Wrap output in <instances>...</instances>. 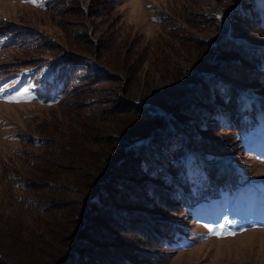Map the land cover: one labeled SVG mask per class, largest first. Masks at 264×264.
Masks as SVG:
<instances>
[{"label":"trees","instance_id":"trees-1","mask_svg":"<svg viewBox=\"0 0 264 264\" xmlns=\"http://www.w3.org/2000/svg\"><path fill=\"white\" fill-rule=\"evenodd\" d=\"M259 3L231 5L229 35L214 42L198 41L172 9L160 10L158 34L143 43L130 32L124 38L113 0L45 1V12L67 21L59 25L65 44L26 29L19 44L28 43L33 64L44 67L40 97L60 112L55 125L43 121L20 134L21 147L0 160V264H168L179 215L237 186L225 163L209 161L192 181L189 152L227 156L236 135L264 128V104L251 88L264 94V51L252 45L264 36ZM216 19L200 22L209 27ZM218 24L227 31L225 21ZM185 47L200 51L198 87L160 108L130 95L126 85L146 61L161 59L166 74L178 71ZM168 110L192 121L197 135L166 126Z\"/></svg>","mask_w":264,"mask_h":264},{"label":"rangeland","instance_id":"rangeland-1","mask_svg":"<svg viewBox=\"0 0 264 264\" xmlns=\"http://www.w3.org/2000/svg\"><path fill=\"white\" fill-rule=\"evenodd\" d=\"M45 1L35 0L34 6L29 0H0V34L4 35L0 39V160L8 159L21 147L20 134L28 130L32 132L40 122L55 125L57 121L58 107L44 103L40 97L44 67L33 64L36 57L28 54V43L19 44L24 29L46 33L50 40L65 44L59 25L67 21L61 19L60 22L51 17L53 14L45 12ZM113 1L116 4L115 14L121 19L124 38L129 37L130 32V36H142L143 43H146L154 39L160 30L158 11L169 12L175 0ZM242 1L205 0L193 3L184 0L183 5L180 2V7L175 6L169 13L181 18L192 30L190 35L198 41H224L229 35V16L233 12L230 6L239 9ZM258 5L264 11V3ZM64 16L73 21L74 17ZM211 16L225 21L228 31L219 29L220 21L210 22L209 27L205 23L206 27H203L200 19ZM193 21L201 26L195 27ZM252 45L264 51V36L252 41ZM186 49L178 71L171 69L166 74L161 59L153 65L146 61L137 79L126 85L130 95L148 106L160 108L167 103V98L176 101L184 91L198 87L203 64L200 51L188 49V52ZM218 53L213 56L215 65L219 64ZM167 64L165 62L166 70L169 68ZM207 75L217 77L211 70ZM251 88L253 94L259 96V104H264V94L258 91V86L255 84ZM203 93L204 96L209 95L208 91ZM9 97L16 99L6 102ZM165 114L166 126L171 128L175 122L189 138L197 135L192 121L177 119L172 110ZM259 114L261 116V112ZM256 133L236 135L227 156L200 157L198 152H189L187 169L192 181L202 178L203 164L209 161L225 163L230 179L236 181L237 186L226 188L220 200L208 202L190 215H179L182 227L178 237L168 247V264H264V128ZM130 138L133 140L136 136ZM144 142L132 141L131 144Z\"/></svg>","mask_w":264,"mask_h":264},{"label":"snow or ice","instance_id":"snow-or-ice-1","mask_svg":"<svg viewBox=\"0 0 264 264\" xmlns=\"http://www.w3.org/2000/svg\"><path fill=\"white\" fill-rule=\"evenodd\" d=\"M29 2L33 3V5L36 6L35 0H29ZM15 99H16L15 97H9L6 102H14Z\"/></svg>","mask_w":264,"mask_h":264},{"label":"water","instance_id":"water-1","mask_svg":"<svg viewBox=\"0 0 264 264\" xmlns=\"http://www.w3.org/2000/svg\"><path fill=\"white\" fill-rule=\"evenodd\" d=\"M227 31H228V29H227Z\"/></svg>","mask_w":264,"mask_h":264}]
</instances>
